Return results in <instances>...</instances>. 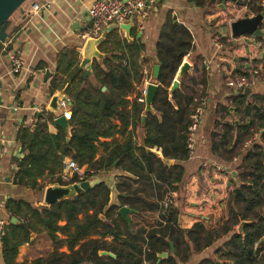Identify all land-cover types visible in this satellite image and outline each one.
<instances>
[{
    "label": "trees",
    "instance_id": "trees-1",
    "mask_svg": "<svg viewBox=\"0 0 264 264\" xmlns=\"http://www.w3.org/2000/svg\"><path fill=\"white\" fill-rule=\"evenodd\" d=\"M35 1L40 2L26 0L9 18V26L21 28L31 17ZM188 1L211 8L224 0ZM238 1L254 14L264 10L259 5L261 0ZM116 31L113 29L100 46L109 42ZM258 40L263 41V38ZM123 41L133 52L145 47L141 39L139 43L129 42L127 38ZM193 49L191 31L184 24L167 23L156 44L154 61L160 64L156 79L160 86L153 102L155 113H148L144 121L145 103L136 99L132 105L127 98L135 84L143 80L142 67L134 61L124 63V51L119 54L110 51L111 56L102 63L95 59L89 76L76 68L67 78L61 74L53 77L52 87L65 86L64 92L71 101V129L65 132L57 127L56 133L51 132L49 123L55 118L47 111L36 120L34 128L21 127L17 136L24 156L14 171L17 183L42 192L56 183L78 182L77 176L71 183L55 179L63 171L66 157L96 171L121 169L134 174L135 178H118L119 205H110L111 189L101 178L90 190L51 205L8 201L12 213H24L26 218L20 225L11 224L12 232L3 238L4 256L10 264L15 263L20 245L14 240L16 232L21 230L29 238L35 221L46 230L54 251L32 264H179L222 239L216 253L225 257L228 264H264V95L252 94L251 100L242 92L234 96V113L243 123H224L223 132L212 135L214 152L233 160L241 155L239 148L258 131H263L260 142H254L252 148L240 156L238 180L243 182L242 193L234 195L229 202V220L215 227L198 221L190 229L182 230L179 210L171 204L163 211V202L169 193L181 189L185 163L190 158L187 131L197 97L193 87L185 84L187 80L196 83L197 79L186 74L179 88L172 93L169 88L184 58ZM234 76L251 79L256 75L235 71ZM223 111L230 114L228 106L220 105L218 113ZM138 125L145 129L141 146L135 139ZM148 148H157L161 155L149 152ZM163 158L172 160L173 164L165 163ZM124 205L135 210L130 214V224L119 213ZM118 220L123 221L124 230ZM243 220L250 222L244 226V234H240L234 227ZM64 246L69 253L61 251ZM103 250L113 252L116 257L100 255ZM167 251L168 257L158 262V254ZM205 264L217 263L208 260Z\"/></svg>",
    "mask_w": 264,
    "mask_h": 264
},
{
    "label": "crops",
    "instance_id": "crops-1",
    "mask_svg": "<svg viewBox=\"0 0 264 264\" xmlns=\"http://www.w3.org/2000/svg\"><path fill=\"white\" fill-rule=\"evenodd\" d=\"M91 1L40 0V3L47 5L39 12L31 14L21 28L15 29L9 26L7 39L2 43L0 50V264H10L4 256L3 241L4 236L12 232L10 225H20L26 221L24 213L17 215L11 212L7 205L8 201L23 200L40 206L44 199L45 189L37 192L16 181L14 171L17 169L18 161L24 156V154L18 155L21 147L18 131L29 121L37 120L39 112H50L48 108L54 95L61 94L62 97L68 98L64 92L65 86L54 89L52 79L57 74L67 78L76 68H80L82 51L86 43L82 32L90 23L87 9ZM220 4H213L216 8L212 9L207 6L199 7L188 0H158L156 14L143 21L142 30L136 25L133 26L131 39L126 37L124 30L118 25L111 24L107 29L110 30L109 33L117 29L116 35L109 39V42L99 46L100 51L106 55L105 58L111 56L112 50L117 54L124 51L126 54L124 63L134 61L139 63L142 69L145 67L153 69L156 44L167 23L173 21L184 24L193 35L194 49L183 61H188L192 65L189 75L195 76L197 81L189 84L195 92L205 96L202 97L206 99V105L196 134L195 150L185 163L186 173L181 189L172 191L167 196L180 212L179 227L182 230L190 229L198 221H202L207 227L219 225L225 208L224 193L232 187L236 188V183L239 182L240 156L249 151L254 142H260L259 132L258 136H254L240 148L241 155L234 157L233 160H226L213 150L212 135L216 132V128L224 123L237 124L238 121V116L234 113L236 108L233 106V97L240 91L229 85L230 80L235 78L234 72L255 73L249 100L252 94L264 95V37L263 41L250 37L251 41L247 43L246 36L234 37L231 31L233 21L256 14L248 6L238 5L233 1H226L222 7ZM259 5L262 6L261 2ZM262 7L264 9V6ZM262 28L264 30V23ZM124 38L129 42L136 40L137 43L141 39L145 47L141 51L133 52L123 41ZM7 46L18 53L24 62L20 73L12 71L10 54L5 50ZM241 57H246L250 61L235 60ZM252 59L254 60L251 61ZM98 61L103 62V60ZM88 70L92 74V68L88 67ZM47 71H50L48 75H46ZM142 82L143 80L141 83H136L135 89L127 97L132 105L136 99L138 101ZM220 105L228 106L230 114L218 113ZM49 129L53 133L58 131L54 121L49 123ZM135 133L138 145H143L144 127L138 125ZM110 140L103 139V141ZM224 148L225 146L220 150ZM102 153L103 149L100 150V154ZM235 171L237 177L234 175ZM227 174H231L230 181L227 180ZM121 176L135 178L134 174L121 169L102 172L97 177L103 179L111 189L110 205H119L117 184ZM13 217L18 218L15 223H12ZM118 222L124 230L123 221L118 220ZM14 240L20 245L13 264H32L37 259L47 258L54 251L53 242L46 230L36 221L34 231L29 238H26L25 232L19 230ZM108 240L112 241V237ZM223 240H218L202 252L193 253L189 261L179 264H205L208 260L221 264L216 249ZM62 252L69 253L67 246H64Z\"/></svg>",
    "mask_w": 264,
    "mask_h": 264
},
{
    "label": "water",
    "instance_id": "water-1",
    "mask_svg": "<svg viewBox=\"0 0 264 264\" xmlns=\"http://www.w3.org/2000/svg\"><path fill=\"white\" fill-rule=\"evenodd\" d=\"M26 0H0V50L2 47V43L7 39V29L9 27L8 20L12 16V14L25 2ZM226 1H233L237 3L238 5H243L238 0H224L220 7L224 6ZM264 23V10L254 16H246L244 18L235 20L231 23V31L232 35L234 37H247L246 42L249 43L251 41L250 37H256V38H263L264 37V30L262 28V25ZM134 23L131 20L128 23L120 24V29L124 30L125 35L128 39H131L130 33L131 29L133 27ZM108 29H106L99 37H91L89 38L82 51V62L80 65V69L84 71L85 76H89L91 74V71L88 70V67H91L93 64V61L95 59L97 60H104L105 54L102 53L99 49V46L105 41L107 38V35L109 34ZM247 52L249 53V48L247 49ZM235 60L238 62L240 60L243 61H250V59L246 57L241 58H235ZM252 59L251 61H253ZM240 70V69H239ZM192 71V65L188 61H183L181 64L177 76L174 78L172 83V89L170 93H172L174 90L179 88V84L181 80L185 77L187 73H191ZM50 71H47L46 75L49 74ZM160 72V64H155L153 67V77L156 80L159 76ZM160 84L157 82H151L147 86V92L145 94V109L143 112V121L145 120L148 113H155V109L153 107V102L156 97L158 88ZM252 92V87H248L244 90L243 94L246 96H249ZM62 98L61 94L54 95L50 101L49 104V111L54 115V126L60 127L63 129V131L68 132L70 127V122L68 119L63 115L62 109L60 107L59 99ZM71 105V101H69ZM43 115V112L38 113L37 119ZM238 124V121H236ZM149 152L153 151L157 155H161V152L156 149H147ZM163 161L169 165L173 164L172 160H168L163 158ZM234 175L237 177L236 171L234 172ZM101 181L100 178H95L92 180H85L79 183H72L69 185H61L59 183H56L54 185L48 186L44 191V202L46 205L54 204L58 201H61L63 199L71 198L76 196L77 194L81 192H85L96 186ZM242 186L243 182L239 181L236 183L235 188V197H237L239 194L242 193ZM135 212L134 209L130 208L129 206H121L119 209V213L122 215V217L130 224V214ZM103 219L104 216H103ZM18 220L17 217L12 218V223H15ZM250 221L243 220L239 227L238 232L240 234H244V226L249 223ZM171 249L170 251H174V244L173 242L170 243ZM100 255L102 256H111L116 257V255L113 252H109L106 250L100 251ZM169 255V251L159 253L158 254V262H160L162 259H166Z\"/></svg>",
    "mask_w": 264,
    "mask_h": 264
},
{
    "label": "built area",
    "instance_id": "built-area-1",
    "mask_svg": "<svg viewBox=\"0 0 264 264\" xmlns=\"http://www.w3.org/2000/svg\"><path fill=\"white\" fill-rule=\"evenodd\" d=\"M157 4L158 0H92L87 9L90 23L83 30L82 36L84 40L87 41L91 37H99L111 24L120 26V24L128 23L131 20L134 23L133 26L136 25L138 29L142 30L144 27L143 21L150 18L158 11ZM261 4L264 6V0H261ZM46 5L47 3L33 2L31 14L39 12L42 7ZM5 50L10 54L12 71L14 73H20L24 64L22 58L9 46H7ZM189 55L190 53L187 56ZM142 75L143 82L140 86L138 102L145 103L147 86L151 82H156V80L153 77V69L143 68ZM253 80L254 77L248 79L246 77L237 76L230 80L229 85L237 88L243 93L246 88L252 86ZM69 101L67 97L59 99L63 115L70 122L72 110ZM205 105V98L195 99V105L193 106V112L191 114V122L187 131V148L190 151V157L195 150L196 134L202 122ZM35 123L36 119H33L26 123V126L32 129ZM70 129L71 127H69V130ZM23 154L22 147H20L18 155L23 156ZM100 173L102 172L96 171V169L88 165H80L77 161L66 157L64 159L63 171L61 174L57 175L55 179L60 178L63 183H71L74 176H77L79 181L75 183H79L85 180L95 179ZM171 204L170 198H166L163 202V211L165 212Z\"/></svg>",
    "mask_w": 264,
    "mask_h": 264
},
{
    "label": "rangeland",
    "instance_id": "rangeland-1",
    "mask_svg": "<svg viewBox=\"0 0 264 264\" xmlns=\"http://www.w3.org/2000/svg\"><path fill=\"white\" fill-rule=\"evenodd\" d=\"M212 9L213 8H216V6H212L211 7ZM177 74H178V72H177ZM177 74L175 75V77L177 76ZM187 75H189V73H187ZM187 79H189L188 77H187ZM182 82H183V79L181 80V82H180V84H179V86H181L182 85ZM138 83V82H137ZM187 87H191V85L189 84V80H187V82H186V84H185ZM171 89H172V85H171V87L169 88V90L171 91ZM195 96L198 98V99H200L202 96H204V95H202L200 92H195ZM205 97V96H204ZM223 112H225V111H223ZM235 117H232V119H234ZM239 121L241 122V123H243V121L242 120H240V117L238 116V123H239ZM232 123V122H231ZM223 132V127L222 126H218L217 128H216V133H217V135H219V133H222ZM261 134L263 133V132H260ZM259 135V131L254 135V136H258ZM218 137V139H220V136H217ZM239 150H240V148H239ZM230 179H231V174H227V180H229L230 181ZM233 183H235V182H233ZM232 183V184H233ZM231 187H232V185H231ZM235 187V186H234ZM224 188V187H223ZM225 194V198L223 199V202L225 203V208H224V211H223V213L224 214H222L221 215V220H220V223H219V225H222L223 223H226L228 220H229V213H228V211H229V202H230V200L232 199V197L235 195V188H231V190H226V192L224 193ZM223 194V195H224ZM42 205H46V203L44 202V199L42 200ZM241 223V222H240ZM218 225V226H219ZM240 225V224H239ZM239 225H237V226H235L234 227V229H236L237 231H238V227H239ZM64 248V247H63ZM62 248V249H63ZM62 249H61V251H62ZM218 260H221L222 261V264H228V262H227V260H226V258L225 257H220V255L218 254ZM210 261H213V260H210ZM213 262H215V261H213Z\"/></svg>",
    "mask_w": 264,
    "mask_h": 264
}]
</instances>
